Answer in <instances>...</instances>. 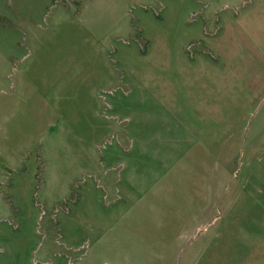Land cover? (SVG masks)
Wrapping results in <instances>:
<instances>
[{
    "label": "rangeland",
    "instance_id": "374dc122",
    "mask_svg": "<svg viewBox=\"0 0 264 264\" xmlns=\"http://www.w3.org/2000/svg\"><path fill=\"white\" fill-rule=\"evenodd\" d=\"M229 8L0 0V264H264L258 110L204 83Z\"/></svg>",
    "mask_w": 264,
    "mask_h": 264
},
{
    "label": "crops",
    "instance_id": "0c3cea01",
    "mask_svg": "<svg viewBox=\"0 0 264 264\" xmlns=\"http://www.w3.org/2000/svg\"><path fill=\"white\" fill-rule=\"evenodd\" d=\"M241 4L242 0H224L225 7L232 8H229L228 14H222L219 18L224 29L227 28L228 34L233 36L223 39L220 46L228 48L229 61L219 59V63L213 65V68L208 64L204 73V83L207 88L226 86L230 88L229 93L253 95L249 108L258 111L251 123L249 134L251 164L259 173H264V32L263 35L259 33L260 29L255 22L256 16L259 15L258 11L264 9V0H252V3L244 8ZM233 8H240L237 15L234 14ZM240 30L244 31L248 40L239 39ZM256 30H258V37H256ZM252 36L256 38L255 43L252 41ZM242 46L248 47L242 48ZM222 68L225 71L223 77L210 75V70L215 69L216 72L222 71ZM217 92L225 91L217 90ZM254 95L257 96L254 97Z\"/></svg>",
    "mask_w": 264,
    "mask_h": 264
}]
</instances>
